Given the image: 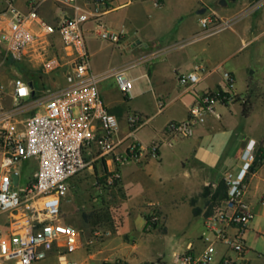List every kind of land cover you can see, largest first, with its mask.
Returning a JSON list of instances; mask_svg holds the SVG:
<instances>
[{
	"label": "crops",
	"instance_id": "obj_1",
	"mask_svg": "<svg viewBox=\"0 0 264 264\" xmlns=\"http://www.w3.org/2000/svg\"><path fill=\"white\" fill-rule=\"evenodd\" d=\"M25 1H17L21 10H25ZM221 1L225 3L161 0V5L155 6L151 0H111L100 22L106 32L120 36L117 45L100 39L93 21L83 26L91 70L98 75L125 71L132 81L129 97L121 94L112 76L99 83L107 111L118 121L116 140L121 142L120 149L133 140L144 147L158 143L159 149L157 159L120 166L121 180L116 189L104 186L102 175L106 167L97 160L94 149L87 154L88 169L70 180L68 193L61 202V222L80 233V248L68 256L76 264H154L149 250L140 249L137 241L157 231L159 223L165 225L167 214L179 220L182 205L187 206L190 222L204 221L205 207L219 201H212L211 195L203 197L204 189L210 185L212 194L226 173L234 175L227 169L238 168L236 176L247 146L254 147L255 162L244 181L243 203L252 210L253 220L264 215V48L259 59L261 72L247 68V74L239 79L240 86L237 66L228 71L234 77L231 92L244 99L249 97L246 117L238 100L216 104L214 112L195 128L191 137L163 136L168 123L187 118L190 107L202 93L224 89L218 71L226 59L264 36L261 7L259 16L256 14L260 31L253 35L252 23L240 25L236 21V27L229 28L239 36L241 45L228 58L211 59L208 45L201 46L211 36H205L200 18L212 16L217 21L230 22L227 19H234L240 11L243 14L256 0H232L234 8H227ZM61 11L62 7L47 1L41 6L40 16L53 21ZM244 14L246 18L253 16L249 12ZM195 68L203 71L201 81L192 88L181 86L176 75ZM157 101L164 103L163 109L158 108ZM131 113L140 117L133 131L127 125ZM95 179H99V184H95ZM138 223L142 224L140 232L136 229ZM202 232L203 226L198 238ZM248 233L249 229L244 241ZM166 235L167 228L163 237ZM194 247L199 249V243ZM248 253L247 248V259Z\"/></svg>",
	"mask_w": 264,
	"mask_h": 264
},
{
	"label": "built area",
	"instance_id": "obj_2",
	"mask_svg": "<svg viewBox=\"0 0 264 264\" xmlns=\"http://www.w3.org/2000/svg\"><path fill=\"white\" fill-rule=\"evenodd\" d=\"M18 0H0V69L8 60L35 66L33 79H0V216L7 215L4 233L0 230V264H36L51 256L58 264H76L68 256L80 246V233L60 222L61 202L70 180L88 169L87 154L94 152L106 167L104 186L116 189L121 180L118 168L142 159L158 158V143L144 147L133 140L123 150L116 140L119 125L108 113L99 92V83L112 76L124 97H129L132 81L125 71L98 75L91 70L83 26L93 21L100 39L119 44L120 36L105 31L100 18L111 0H26L25 10ZM51 1L63 11L53 21L40 16L41 6ZM143 1V0H135ZM155 6L161 0H151ZM69 9L70 12L68 10ZM205 36L231 26L212 16L201 17ZM203 71L178 73L177 82L192 88ZM224 89L202 93L190 107L188 116L170 122L165 137H191L203 125L214 105L245 99L234 95V77L222 73ZM35 101H40L35 104ZM29 114L22 116L24 105ZM159 109L164 103L157 101ZM140 117L131 113L128 127L137 128ZM33 161L31 179L20 185L19 166ZM242 167L234 176L226 173V197L206 206L199 249L189 244L185 252L173 256L171 264H249L244 235L254 214L244 203L245 178L255 162L254 147H246ZM109 167L111 168L109 170ZM17 175L14 186L11 175ZM95 179V184H99ZM154 264H166L156 262Z\"/></svg>",
	"mask_w": 264,
	"mask_h": 264
},
{
	"label": "rangeland",
	"instance_id": "obj_3",
	"mask_svg": "<svg viewBox=\"0 0 264 264\" xmlns=\"http://www.w3.org/2000/svg\"><path fill=\"white\" fill-rule=\"evenodd\" d=\"M227 8H234V3L232 0H225ZM148 3L145 4V6ZM261 7H264V0H256L252 2L246 10L238 12L234 19L230 20L231 26L236 27V21L240 25L244 23H252L254 28L253 35L257 34L260 29L257 27V21L262 10ZM251 13L252 17H245L244 13ZM258 16H257V15ZM256 15V16H255ZM256 19V20H255ZM259 26V25H258ZM207 51L209 56L213 60H223L228 58V56L235 51L240 45L241 41L237 34L233 32L231 28L224 29L214 35H211L210 40L206 44H202V47L207 46ZM264 48V36L258 40L254 45L243 46L237 53L226 59L223 66L219 69L218 73L222 76V73L225 71L234 70L236 67V75L238 77V86H240L239 79L242 76H245L247 73V68L257 70L261 72L259 59L263 54ZM3 58L0 52V60ZM264 73V71H262ZM37 75V69L34 66L28 65L24 66L22 64H16L12 60H8L7 63L0 69V79L3 81L11 80L14 77L20 76L26 80L33 79ZM263 100V99H262ZM40 101H35L37 104ZM32 104L24 105L25 111L22 116L25 117L29 114L27 109L31 107ZM20 174V185H25L32 177L34 171V162L28 161L20 165L19 168ZM232 170L234 175L237 173L238 168L236 169H227V171ZM206 208V207H205ZM206 210V209H205ZM181 216L179 220L173 214H167L165 219V225L163 222L157 225V231H152L151 234L146 236L144 239L138 240L139 248H147L149 250L150 259L153 262H158V260L165 263H172L173 254H181L185 251L186 245L188 243L198 244V235L203 226V221L199 219H194L193 222H190V216L187 209V206L182 205ZM7 221V215L0 216V230L4 233L5 222ZM61 222V220H60ZM142 224L138 223L136 229L138 232L141 231ZM165 226L167 228V235L163 237ZM96 228H94L95 230ZM249 233L245 236V245L249 249L248 259L250 260L249 264H264V215L256 216L252 222L248 224ZM13 264V263H6ZM36 264H58L56 258H50L48 260L36 263Z\"/></svg>",
	"mask_w": 264,
	"mask_h": 264
},
{
	"label": "trees",
	"instance_id": "obj_4",
	"mask_svg": "<svg viewBox=\"0 0 264 264\" xmlns=\"http://www.w3.org/2000/svg\"><path fill=\"white\" fill-rule=\"evenodd\" d=\"M238 98V97H237ZM250 110V101L249 97L245 98L244 103H242V114L243 116H247ZM253 169V168H252ZM226 192H227V187L224 181H220L215 189V191L211 194V186L209 185L206 187L203 191L202 196L203 197H208L211 195V200L216 201V200H222L226 197ZM199 210H195V213H198Z\"/></svg>",
	"mask_w": 264,
	"mask_h": 264
},
{
	"label": "water",
	"instance_id": "obj_5",
	"mask_svg": "<svg viewBox=\"0 0 264 264\" xmlns=\"http://www.w3.org/2000/svg\"><path fill=\"white\" fill-rule=\"evenodd\" d=\"M222 4H225L224 1H221ZM11 178H12V182H13V185L15 186L17 184V175L16 174H12L11 175Z\"/></svg>",
	"mask_w": 264,
	"mask_h": 264
}]
</instances>
